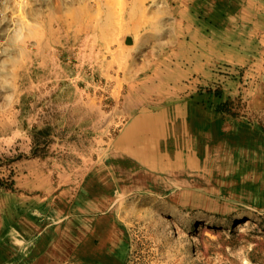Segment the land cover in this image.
I'll return each mask as SVG.
<instances>
[{"label":"rangeland","instance_id":"obj_1","mask_svg":"<svg viewBox=\"0 0 264 264\" xmlns=\"http://www.w3.org/2000/svg\"><path fill=\"white\" fill-rule=\"evenodd\" d=\"M186 101L213 116L193 175L114 165ZM25 167L71 191L46 221ZM0 264H264V0H0Z\"/></svg>","mask_w":264,"mask_h":264},{"label":"crops","instance_id":"obj_2","mask_svg":"<svg viewBox=\"0 0 264 264\" xmlns=\"http://www.w3.org/2000/svg\"><path fill=\"white\" fill-rule=\"evenodd\" d=\"M198 108L197 105L186 101L167 108L139 111L116 134L109 158L114 160V165L117 168H122L123 165L120 164L122 161L130 162L138 168L147 169L157 175L158 173L177 175V173L185 172L193 175L198 168L199 156L196 148L193 149L189 146L195 143L207 145L214 140V138H210V129H208V121L213 116H207L204 109L205 115L197 114L196 112L200 111ZM186 144L189 146H185ZM203 151L209 154L210 148L206 147ZM200 158L202 159V155ZM30 164L33 166L37 163L32 162ZM21 170H23L22 173H20ZM21 170H19L18 175L21 174L22 178L18 176L16 185L20 184L30 188V191L34 190L33 194L26 196L25 201L23 200L26 222L33 224L30 217L32 218L34 214L42 222L46 221L49 210L56 207L57 211L59 200L63 201L64 193L71 191L69 189L60 190L58 186L55 191L56 194H53L54 189L48 187V184L40 183L43 180L41 171L31 167H25ZM120 173L119 177L123 176V173ZM111 176L110 174L111 180H114ZM18 179H21L22 183H19ZM120 179L122 180V178ZM100 204L103 205L102 201L95 198L89 203L87 211L93 214L92 212L99 209ZM96 234L99 233L94 231V235Z\"/></svg>","mask_w":264,"mask_h":264},{"label":"trees","instance_id":"obj_3","mask_svg":"<svg viewBox=\"0 0 264 264\" xmlns=\"http://www.w3.org/2000/svg\"><path fill=\"white\" fill-rule=\"evenodd\" d=\"M199 112H200V114H202V115L204 114V111H203V110H200ZM200 120H202V119H200ZM1 186H4V185L2 184Z\"/></svg>","mask_w":264,"mask_h":264},{"label":"bare ground","instance_id":"obj_4","mask_svg":"<svg viewBox=\"0 0 264 264\" xmlns=\"http://www.w3.org/2000/svg\"><path fill=\"white\" fill-rule=\"evenodd\" d=\"M127 143V142H126ZM171 167V166H170ZM177 169V168H176ZM78 250V249H77ZM80 250V249H79ZM104 260V259H103ZM105 261V260H104Z\"/></svg>","mask_w":264,"mask_h":264}]
</instances>
